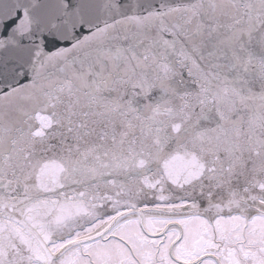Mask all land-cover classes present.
Segmentation results:
<instances>
[{
    "label": "snow or ice",
    "instance_id": "6c2138e0",
    "mask_svg": "<svg viewBox=\"0 0 264 264\" xmlns=\"http://www.w3.org/2000/svg\"><path fill=\"white\" fill-rule=\"evenodd\" d=\"M0 264H264V0H0Z\"/></svg>",
    "mask_w": 264,
    "mask_h": 264
}]
</instances>
